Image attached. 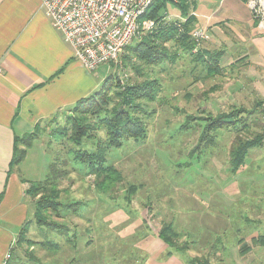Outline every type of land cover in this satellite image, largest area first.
<instances>
[{"label":"rangeland","instance_id":"374dc122","mask_svg":"<svg viewBox=\"0 0 264 264\" xmlns=\"http://www.w3.org/2000/svg\"><path fill=\"white\" fill-rule=\"evenodd\" d=\"M200 1H159L123 56L100 66L108 72L97 113L62 112L37 132L17 166L31 181L33 212L12 251L14 260L159 264L151 250L160 248L166 251L163 261L179 257L186 264H234L224 249L241 235L251 250L247 264H264V245L255 243L264 234V97L241 78L238 60L218 52L209 30L204 29L211 41L197 46L192 40L191 53L181 48L179 37L171 39L186 25L191 32L199 26ZM207 43L213 45L211 61L203 51ZM156 52L163 57L152 61ZM118 110L143 131L139 137L122 131L121 140L110 146L104 125ZM75 121L90 127L81 147L71 140ZM223 121L228 127L213 130ZM100 146L101 172L74 160L75 151L95 153ZM51 162L56 168L43 184ZM143 223L149 226L148 237L130 244ZM162 230L172 246L159 237Z\"/></svg>","mask_w":264,"mask_h":264},{"label":"crops","instance_id":"0c3cea01","mask_svg":"<svg viewBox=\"0 0 264 264\" xmlns=\"http://www.w3.org/2000/svg\"><path fill=\"white\" fill-rule=\"evenodd\" d=\"M199 13L197 28L214 34L218 52L238 60L241 78L264 97V31L246 0H203ZM212 46L205 44L203 51L211 54ZM107 72V66L89 71L74 57L40 0H0V264L12 255L33 212L31 181L13 165L18 140L46 129L56 115L98 92ZM236 239L250 248L245 236ZM237 240L226 243L224 253L234 264H247L251 250L244 251ZM159 249L151 250L152 256V251L158 254L154 257L159 264H186L179 257L163 261L166 251Z\"/></svg>","mask_w":264,"mask_h":264},{"label":"built area","instance_id":"2783aa9c","mask_svg":"<svg viewBox=\"0 0 264 264\" xmlns=\"http://www.w3.org/2000/svg\"><path fill=\"white\" fill-rule=\"evenodd\" d=\"M55 29L89 71L117 62L143 32L142 19L157 0H40ZM258 28L264 31V0H246ZM197 46L211 39L196 28ZM10 255L7 256L9 260Z\"/></svg>","mask_w":264,"mask_h":264},{"label":"trees","instance_id":"16d2710c","mask_svg":"<svg viewBox=\"0 0 264 264\" xmlns=\"http://www.w3.org/2000/svg\"><path fill=\"white\" fill-rule=\"evenodd\" d=\"M161 1V0H157L153 6L148 10V12L146 13V15L142 18L143 20H146V18H148L149 16V13H150V10L156 6V4ZM151 15V14H150ZM157 17V14L155 15V17L153 19H158L156 18ZM155 20V21H156ZM190 25V24H189ZM185 26L184 28V33H182V35H178V33L175 31V32H172L171 33V39L173 38H176V37H179V41L181 40L182 42V47L181 48H184L186 50V53L189 52L191 53L192 49H193V45H194V42L192 41V37L191 36V32L190 30V26ZM174 31V30H172ZM173 34V35H172ZM174 36V37H173ZM130 48V47H129ZM154 56H153V59L152 61H155L157 59H162L163 55H160L158 54L157 52L156 53H153ZM212 55L214 56V53H212ZM123 56V55H122ZM121 56V57H122ZM198 56V57H197ZM197 59H202L203 55L202 54H197ZM201 56V57H200ZM208 57V56H207ZM220 57L222 56H218L217 59H220ZM209 58H210V61H211V54H209ZM214 58V57H213ZM219 61V60H218ZM213 67V65H212ZM105 85V83H104ZM102 86L101 89L94 93L93 95L87 97V98H84L80 101H78L74 106L73 108L70 110L71 112H75V113H81L83 115H88L89 113H93L96 111V108L99 107L100 103H99V99H103L105 96H106V93H102L103 90H104V87L105 86ZM143 86H146L145 84ZM148 86H152L151 83L148 84ZM138 88H141L138 87ZM145 88H141V90H144ZM151 91H154V89H152ZM148 94V93H147ZM150 96V95H148ZM97 112H95L96 114ZM91 115V114H90ZM132 118L127 115V113H124L122 112L121 110H118L117 113H114L113 116L111 117L110 120H107V122H105L106 124L104 125V127L106 128V134H107V138L109 140V145L112 146L113 144H116L118 143L120 140H121V136H120V133H122V131L126 132L127 134H132L133 136L132 137H139V134L141 131H143V128L141 127V125L139 124H136L129 121L131 120ZM131 123H133L131 125ZM135 127L134 128V131H131L129 130V127ZM226 127H228L224 121L223 122H217L215 123L212 128L213 130L215 129H225ZM74 134L72 135L71 137V140L72 142L77 145L78 147H81L82 144L84 143L83 139L85 137L88 136V132H89V129L90 127L88 126H83V127H79L75 121L74 123ZM57 133V131H56ZM37 133H32V134H29L27 136H25L24 138L22 139H19L18 140V144H19V148H17L15 150V155H14V160H13V165L14 166H18L20 163H22L26 157H27V154H28V151L32 148L33 146V140L35 139V137H37ZM23 142H27L26 146H25V149L21 148L20 147V144L23 143ZM102 146V144H101ZM100 146V147H101ZM246 148V147H245ZM244 148V149H245ZM248 148V146H247ZM102 151V147L100 149L97 150V152L95 153H92L90 152L89 150H84L83 148V151L81 152L80 151H75L74 153V160L80 162L81 164H84L86 166H88V168L93 171V172H96V173H99L101 172L105 167L103 166L104 165V158L100 155V152ZM56 168L55 166V163L51 162L50 166H49V172L47 173L46 177H45V180H44V183L45 184L49 177L51 176L50 174L52 173V171ZM42 181L37 182V184L34 183V185H30V186H34L37 187L41 184ZM79 207L80 206V203H75V205H73V207ZM36 212H38L39 208L36 206ZM28 225V223H27ZM42 226H47L45 224H42ZM142 227V228H141ZM139 229H137L133 235L130 236V244L134 243L133 245H137L138 243H140L142 240L146 239L148 237V234H149V226L146 224V223H143V225L141 226ZM25 228H26V225L25 227L23 228V230L21 231V234L18 238V242L21 240L22 236H23V233L25 231ZM165 230H167L168 232H173V230L170 228V227H165ZM172 230V231H171ZM167 231H159V237L167 244V245H170L172 246V243H171V237L170 235H168ZM153 232V231H152ZM60 234H64V230L63 231H59ZM238 241V240H237ZM255 243H258L260 245H264V234L262 236L259 237V239L255 240ZM237 244L241 245V248L244 250V251H248L250 250V248L248 246L245 247V242L243 240H239L237 242ZM125 246L128 247V244L125 243ZM264 247V246H263ZM173 253L172 252H167V256H171ZM6 264H24L22 262H20L19 260L16 261L14 260V257L13 255H10V258L9 260H7Z\"/></svg>","mask_w":264,"mask_h":264}]
</instances>
